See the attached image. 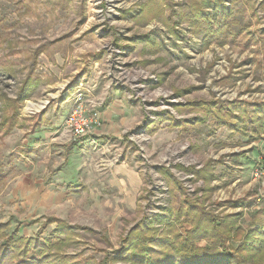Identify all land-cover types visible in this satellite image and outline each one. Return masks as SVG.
Wrapping results in <instances>:
<instances>
[{
  "label": "rangeland",
  "instance_id": "rangeland-1",
  "mask_svg": "<svg viewBox=\"0 0 264 264\" xmlns=\"http://www.w3.org/2000/svg\"><path fill=\"white\" fill-rule=\"evenodd\" d=\"M207 1L0 0V122L12 113L4 98H17L30 80L17 107L25 124L0 137V222L8 233L33 237L41 227L42 240L51 237L54 250L75 260L96 264L108 254L109 264H135L115 254L122 237L145 215L165 225L155 214L184 193L254 229L264 177L252 171L264 138L250 140L212 114L200 121L204 111L178 104L264 101V0H222L216 9ZM113 91L128 106L116 127L73 138L64 119L76 94L101 128ZM49 108L56 123L35 131ZM170 116L191 122L172 126ZM207 161L211 174L203 176L176 166ZM251 198L250 207L240 202ZM48 216L72 225L68 241L51 234L55 222L42 225Z\"/></svg>",
  "mask_w": 264,
  "mask_h": 264
},
{
  "label": "trees",
  "instance_id": "trees-1",
  "mask_svg": "<svg viewBox=\"0 0 264 264\" xmlns=\"http://www.w3.org/2000/svg\"><path fill=\"white\" fill-rule=\"evenodd\" d=\"M222 0H208L207 3L216 9ZM223 14V13H222ZM226 15L222 17L226 19ZM264 37V27L260 29ZM225 42V41H223ZM29 77L22 81L17 98L6 97V109L12 113L2 117L0 122V137L7 135L14 126H22L18 118L17 107L19 96L24 93L29 85ZM25 89L23 90V88ZM187 106L200 112L204 111L198 120L205 121L208 114H212L213 120L218 124L225 125L233 132L248 135L250 140L264 138V101L234 100L228 101L218 107L214 100H195L188 103H179L178 106ZM220 107L222 110H220ZM25 120V119H23ZM172 126H179L191 122L189 120H175L169 118ZM41 121L33 124V128H39ZM240 153H235L237 157ZM210 162V161H209ZM209 162L201 168L177 164L182 170H191L199 176L211 174ZM161 169L168 171L166 167ZM201 173V174H200ZM2 179V177H0ZM178 189L184 191L177 180ZM248 196L252 194L249 191ZM241 200V199H240ZM250 207L255 200L240 201ZM230 203V202H229ZM167 213L162 211L155 217L165 220V225H154L145 215L122 237V246L115 251L117 258L128 260L135 264H264V211L261 209L254 212V229L242 230L237 223V213H227L219 218L213 211L206 209L204 200L199 196L191 198L183 194L178 203L171 208L164 207ZM161 216V217H160ZM163 217V218H162ZM56 223L51 234L58 237L57 241H68L73 234L72 225L66 221L48 216L42 225ZM186 223L189 228L181 232L180 225ZM8 222H0V264H89L75 260L71 256L54 250L51 237L41 239V227L33 237L18 235L14 230L8 233ZM242 234V236H241ZM63 237H60L62 236ZM240 235V236H239ZM241 240L237 247L230 245L231 240ZM204 240V244L198 241ZM37 252V253H36ZM110 256L104 257L96 264H109Z\"/></svg>",
  "mask_w": 264,
  "mask_h": 264
},
{
  "label": "built area",
  "instance_id": "built-area-1",
  "mask_svg": "<svg viewBox=\"0 0 264 264\" xmlns=\"http://www.w3.org/2000/svg\"><path fill=\"white\" fill-rule=\"evenodd\" d=\"M65 127L70 131L73 138H81L89 135L100 125V116L96 111L87 109L82 100L81 93H77L73 105L64 119ZM252 174L254 178L264 177V155L258 160Z\"/></svg>",
  "mask_w": 264,
  "mask_h": 264
},
{
  "label": "crops",
  "instance_id": "crops-1",
  "mask_svg": "<svg viewBox=\"0 0 264 264\" xmlns=\"http://www.w3.org/2000/svg\"><path fill=\"white\" fill-rule=\"evenodd\" d=\"M262 24L264 25V22ZM70 89H73V86L70 87ZM121 94L122 93L118 92V91H113V93H111V96H110L111 98L109 100H107L106 106L104 107V109L101 112L102 120L105 121L106 124H105V126L103 125V127H101V128H100V126L96 127L92 131L94 134L97 131H98L97 135L101 134V133L103 134V132L110 131L112 128L116 127L113 124V122L116 119H118V117L121 118L122 114H124L126 109H128V106L126 105V101L120 99V97L122 96ZM69 98L70 97H68L67 99L69 101L70 100L72 101V98L71 99H69ZM64 102H66V100H64ZM256 102H258V101H256ZM47 110L48 111H45L44 114L40 115L41 116L40 117L41 125H40L39 128H35L34 129L35 131L40 129V128H42L43 125H46V124H49V123H56V117H54V114H55L54 108H51V109L49 108ZM120 121H123V120H120ZM120 124H122V123H120ZM88 136L86 135L84 137H88ZM258 160L256 161V164H257Z\"/></svg>",
  "mask_w": 264,
  "mask_h": 264
}]
</instances>
